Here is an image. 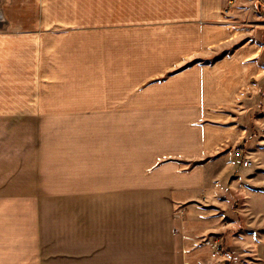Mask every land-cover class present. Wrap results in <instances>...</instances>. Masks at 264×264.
<instances>
[{
    "label": "crops",
    "instance_id": "0c3cea01",
    "mask_svg": "<svg viewBox=\"0 0 264 264\" xmlns=\"http://www.w3.org/2000/svg\"><path fill=\"white\" fill-rule=\"evenodd\" d=\"M67 1L0 0V264H189L185 222L236 186L233 146L252 137L221 107L264 75L263 57L236 45L224 0H161L168 24L91 44L75 40L87 23L61 16ZM259 157L244 186L261 187L264 229ZM250 249L264 264V236Z\"/></svg>",
    "mask_w": 264,
    "mask_h": 264
},
{
    "label": "rangeland",
    "instance_id": "374dc122",
    "mask_svg": "<svg viewBox=\"0 0 264 264\" xmlns=\"http://www.w3.org/2000/svg\"><path fill=\"white\" fill-rule=\"evenodd\" d=\"M62 1L68 2L67 0ZM84 1L75 0V6L72 5L71 10L67 8L64 13L63 9L60 11L61 16L65 18H68L69 12L72 14L75 12L77 24L87 23V26L79 25L74 28L76 30L75 40L81 42L91 38V41H88L89 44L98 43L101 38H107L109 35H120L121 38L124 34L135 36L139 30L149 27L155 30L158 25L168 24V16L164 14L168 13V6L157 5L162 2L161 0H116V3L110 7L104 6V10L97 5L98 0H92L91 3L87 1L86 4ZM230 1L224 0V20L235 24L239 29V36H243L238 38L236 45H256L263 57L261 60L264 65V12H261L264 9L259 8L261 0H242L240 3L236 0L231 3ZM48 6L54 10L53 0H49ZM230 44L222 43L214 46L204 56H200L196 64L212 63L221 51L223 54L232 49L233 46ZM64 47V45L60 47L62 54ZM66 53H68L67 50ZM101 55L103 54H96L84 60L86 59L85 62L91 64L92 60L100 61ZM164 76L165 73L156 77L164 78ZM238 97L233 107L221 108L225 112L235 113L236 118H241L242 124L249 129V135L252 136L248 137V141H252L255 145H250V142L247 145L238 142L233 146L239 176L235 183L236 186L221 187L218 194L214 191L202 202V209L198 214L194 213L189 219H185L186 245L182 253L188 257L189 264H252L256 259L250 253V247H254L256 241L264 236L259 208L261 187L260 185L244 186L245 174H247L244 160L249 155L251 158L257 155L259 162V156H264V143L260 151L261 136L264 135V75H261L260 71L257 72L253 76L252 83L244 88ZM249 145L251 150L248 149ZM237 149L240 152H237ZM211 236L222 240L223 254L214 253L212 248L205 243V239ZM250 259L252 260L249 261Z\"/></svg>",
    "mask_w": 264,
    "mask_h": 264
},
{
    "label": "built area",
    "instance_id": "2783aa9c",
    "mask_svg": "<svg viewBox=\"0 0 264 264\" xmlns=\"http://www.w3.org/2000/svg\"><path fill=\"white\" fill-rule=\"evenodd\" d=\"M237 152H240L239 149H237ZM253 162L250 159H245L244 160V165L245 166H250L252 165ZM176 216H178L176 214ZM205 243L212 248L214 253H218V254H223V243L222 240L219 237H215V236H211L209 238L205 239Z\"/></svg>",
    "mask_w": 264,
    "mask_h": 264
},
{
    "label": "trees",
    "instance_id": "16d2710c",
    "mask_svg": "<svg viewBox=\"0 0 264 264\" xmlns=\"http://www.w3.org/2000/svg\"><path fill=\"white\" fill-rule=\"evenodd\" d=\"M263 3H264V0H261V1L259 2V8H260V9H263V7H264V6H263Z\"/></svg>",
    "mask_w": 264,
    "mask_h": 264
}]
</instances>
